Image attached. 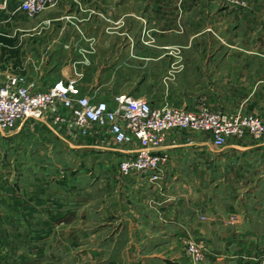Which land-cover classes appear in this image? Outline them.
<instances>
[{
  "label": "rangeland",
  "instance_id": "1",
  "mask_svg": "<svg viewBox=\"0 0 264 264\" xmlns=\"http://www.w3.org/2000/svg\"><path fill=\"white\" fill-rule=\"evenodd\" d=\"M195 1H216L224 8L225 28L219 25V33L221 28L225 34L222 47L241 52L226 61L214 84L196 73L184 75L182 71L171 77L166 65L154 66L151 59L86 55L59 57V65L70 68L62 79H76L82 93L110 107L117 95L126 94L157 106L173 105L193 112L242 110L264 117V0ZM12 28L13 22L2 17L0 81L10 73L26 74L25 53L18 61L8 56ZM45 121H27L9 134H0V264H160V259L184 253L182 240L187 235L179 240L172 233L155 235L150 229L153 223L143 224L134 235L138 228L132 225L142 219L127 221L119 218L120 211L114 212L125 204L120 200L128 192L125 177L115 169L119 152L106 149V143L84 146L89 142L65 135L59 138L55 133L59 127L48 116ZM251 144L249 138L231 139L225 146ZM210 145L209 137L179 130L163 144L166 148ZM244 162L253 164L246 167L247 180L242 185L232 182L237 164L229 160L221 173L230 183L190 187L191 191L243 194L253 190L264 196V158L256 151ZM9 194L28 202L6 201ZM130 194L133 201L140 195L132 189ZM9 209L16 212L8 214ZM31 209V215L25 213ZM190 236L203 241L205 260L216 257L212 247L204 246L205 237ZM176 242L180 250L172 245ZM262 255V249L251 251L252 263L258 264Z\"/></svg>",
  "mask_w": 264,
  "mask_h": 264
},
{
  "label": "crops",
  "instance_id": "2",
  "mask_svg": "<svg viewBox=\"0 0 264 264\" xmlns=\"http://www.w3.org/2000/svg\"><path fill=\"white\" fill-rule=\"evenodd\" d=\"M19 1L0 0V22L4 16L13 22L8 56L18 61L25 53L26 75L39 88H47L66 77L70 68L63 63L59 65V57L151 59L154 66L166 65L168 73H173L169 74L171 77L182 71L184 75L196 73L206 76L207 83L211 80L214 84L224 71L226 61L241 54L222 47L225 34L221 28L219 33V25L225 28V11L216 1L62 0L32 20L21 17L22 13L16 11ZM1 40L0 33V44ZM148 102L156 107L165 106ZM256 151L261 153V148L255 144L220 148L213 145L167 147L164 152L169 156V163L162 180L153 185L142 175L122 178L128 192L120 200L125 204L121 203L122 207L118 206L114 212L120 211L119 218L127 221L142 219V223L132 225L138 228L132 234L138 235L143 224L153 223L150 229L155 235L172 233L177 240L182 235H202L206 241L204 246L212 247L217 255L213 260L205 255L207 260L204 258L201 264H253L251 251L264 250V196L253 190L243 194H205L193 192L190 187L230 183L231 179L221 173L229 160L237 164L233 168L232 182L239 181L242 185L247 180L246 167L253 164L244 161ZM122 156L119 152L118 162ZM209 166L213 168L207 169ZM130 189L139 192L138 200H132ZM5 199L15 202L18 198L9 194ZM11 211L16 212V209H9L8 214ZM25 213L31 215L33 210ZM184 240V253L180 251L158 262L190 264ZM177 244L172 243L175 247ZM241 251L249 252L246 255Z\"/></svg>",
  "mask_w": 264,
  "mask_h": 264
},
{
  "label": "built area",
  "instance_id": "3",
  "mask_svg": "<svg viewBox=\"0 0 264 264\" xmlns=\"http://www.w3.org/2000/svg\"><path fill=\"white\" fill-rule=\"evenodd\" d=\"M60 1L22 0L16 11L32 19ZM45 116L59 127L57 137L88 141L84 146H91V141L94 146L106 143V149L123 155L118 162L123 177L142 175L153 185L164 176L169 156L163 144L175 130L205 134L218 148L231 139L247 137L261 148L264 158V117L256 113L156 107L128 95L116 96L110 107L104 100L82 94L76 79H59L47 88H39L21 73H10L0 81V134H9L27 121L47 123ZM126 146L130 148L122 150ZM195 239L188 235L184 240L185 254L190 264H201L205 250L202 241ZM258 264H264V255Z\"/></svg>",
  "mask_w": 264,
  "mask_h": 264
}]
</instances>
